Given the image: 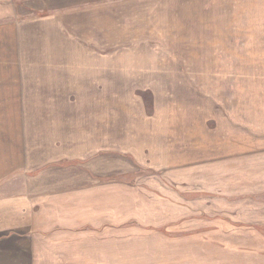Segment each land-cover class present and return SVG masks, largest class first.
Instances as JSON below:
<instances>
[{"label":"rangeland","instance_id":"1","mask_svg":"<svg viewBox=\"0 0 264 264\" xmlns=\"http://www.w3.org/2000/svg\"><path fill=\"white\" fill-rule=\"evenodd\" d=\"M155 7L142 43L81 42L41 17L16 44L1 35L25 90L0 76V243L264 264V0Z\"/></svg>","mask_w":264,"mask_h":264},{"label":"crops","instance_id":"2","mask_svg":"<svg viewBox=\"0 0 264 264\" xmlns=\"http://www.w3.org/2000/svg\"><path fill=\"white\" fill-rule=\"evenodd\" d=\"M158 0H0V38L7 32L15 35L12 41L16 44L21 32L20 24L25 23L27 28H35L40 17L50 19L61 29L62 35L66 31L73 37L89 42L91 37L97 44H109L111 48L121 42H145L143 37L152 28L151 23L156 19V2ZM29 12L31 16L18 20V8ZM3 16H5L3 22ZM20 21V22H19ZM37 28V27H36ZM30 32V29H29ZM37 36L39 31H33ZM90 39V40H91ZM85 42V43H86ZM9 46H0V76L7 72L16 76V80L25 90L22 81L19 82L20 58L1 53ZM10 50V49H9ZM2 72V73H1ZM21 77V76H20ZM5 104V103H4ZM10 103L9 107H11ZM77 104V103H76ZM0 102V107H2ZM32 199H26L27 204H32ZM30 213L27 211V214ZM28 218V216H27ZM14 227L28 226L19 216L13 219ZM20 221V224L18 222ZM8 238V237H7ZM6 240V239H5ZM39 245L25 242H1L0 264H91L94 256L90 253L97 250V245ZM50 248V249H44ZM56 252L44 255L42 252ZM74 252L64 255L63 252Z\"/></svg>","mask_w":264,"mask_h":264}]
</instances>
